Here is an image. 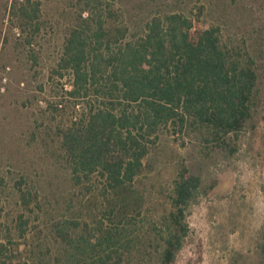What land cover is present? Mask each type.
<instances>
[{
  "label": "trees",
  "instance_id": "1",
  "mask_svg": "<svg viewBox=\"0 0 264 264\" xmlns=\"http://www.w3.org/2000/svg\"><path fill=\"white\" fill-rule=\"evenodd\" d=\"M70 1L61 53L37 86L39 73L31 72L40 61L42 2L7 0L0 10V146L8 161L17 156L14 189L24 207L40 198L27 151L35 146L49 171L93 198L89 205L99 211L90 221L60 218L57 252L34 247L30 256L16 243L30 222L20 214L16 235L0 241V264H144L151 249L161 264H177L190 205L218 184L204 186L205 172L238 152L241 133L264 125L263 28L246 29L249 22L236 19L221 23L235 29L202 27L177 0ZM252 5L245 1V10ZM20 98V107L30 110L36 101L39 108L41 122L29 132ZM164 128L185 134L199 152L178 162L170 210L141 235L135 183ZM16 132L28 138L26 151L13 148ZM3 212L0 196V218ZM258 250L264 264V225Z\"/></svg>",
  "mask_w": 264,
  "mask_h": 264
},
{
  "label": "rangeland",
  "instance_id": "2",
  "mask_svg": "<svg viewBox=\"0 0 264 264\" xmlns=\"http://www.w3.org/2000/svg\"><path fill=\"white\" fill-rule=\"evenodd\" d=\"M40 1L44 23L39 44L36 46L40 55L39 66L31 72L32 75L35 72L39 73L35 86L47 81L49 71L61 53L67 35L68 21L71 20L69 13L73 11L70 0ZM177 1L182 4L180 8L185 9V13L199 26L207 28L236 19L238 22L248 21L246 29L263 28L264 32V0H252L253 5L249 8L251 11L245 10L244 7L245 1L249 4L251 0ZM6 4L7 0H0V10L4 9ZM223 28L235 29L225 28L224 25ZM20 58L24 59L23 56ZM20 58L16 56L19 63ZM17 102L20 107L23 99L20 98ZM36 103L35 101L30 110L20 107L24 111L22 120L27 124L23 131L26 128L27 132L33 129L36 119H40L41 122ZM15 124L13 123L11 127L14 128ZM263 137L264 125L254 133H241L238 152L233 157L221 160L207 169L203 179L204 186L214 180L218 184L208 195L201 193L190 205L187 212L189 234L178 256L177 264L260 263L258 244L264 225ZM27 139L22 141L19 132H16L13 148L22 144L26 151ZM1 140L0 138V143ZM194 145L195 141L187 138L183 133L174 132L173 129L164 128L160 132V139L146 160V169L135 183L142 194L140 201L142 214L137 220V231L139 230L141 235H149L152 233V228L161 226L162 218L170 210L168 196L172 192L173 181L178 172V162L188 159L190 155L198 154V147ZM34 148L35 146L27 148V151L31 157L34 181L40 186L37 188L40 198L34 200L27 208L23 206L14 189L20 174L11 167V163L15 164L17 156L14 155L13 159L8 161L4 157L2 144L0 146V180L4 178V183H0V196L4 208L0 218V241H5L10 234L16 235L13 228L17 218L20 214H25V218L30 219L26 238L16 240L20 250L24 249L25 256H30L34 247H38L36 250L39 252L48 254L57 252L59 244L55 227L60 218L82 217L90 221L99 211V206L89 205V203L94 204L93 200H89V195L86 196L77 189L71 191L65 182V176L49 171L47 159L38 153L41 150ZM95 202V205H100L96 199ZM70 204L74 207L71 210L68 208V211L67 207ZM155 254L156 251L151 249L150 255L146 254L145 261L143 260L144 264H161Z\"/></svg>",
  "mask_w": 264,
  "mask_h": 264
}]
</instances>
